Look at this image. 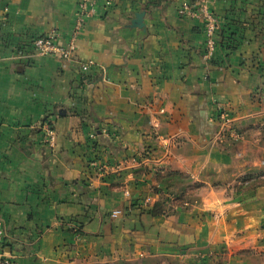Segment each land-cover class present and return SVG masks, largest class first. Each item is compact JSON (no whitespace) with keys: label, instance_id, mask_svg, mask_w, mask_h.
Here are the masks:
<instances>
[{"label":"crops","instance_id":"1","mask_svg":"<svg viewBox=\"0 0 264 264\" xmlns=\"http://www.w3.org/2000/svg\"><path fill=\"white\" fill-rule=\"evenodd\" d=\"M184 1L97 0L65 62L33 41L66 42L78 0H0L11 264H264V185L234 188L264 178V0H213L223 39L210 60ZM218 105L238 139L214 138ZM93 142L102 170L89 174Z\"/></svg>","mask_w":264,"mask_h":264},{"label":"built area","instance_id":"2","mask_svg":"<svg viewBox=\"0 0 264 264\" xmlns=\"http://www.w3.org/2000/svg\"><path fill=\"white\" fill-rule=\"evenodd\" d=\"M97 0H78L77 10L75 12V23L71 31V35L66 42L61 41L58 38V34L51 30L42 36H38L34 39V48L37 55L40 56H57L65 62L73 60V55L77 47L78 36L84 26L86 18L93 13L96 7ZM105 6L112 5L114 0H103ZM213 0H193L192 2L184 1L180 4L177 9L179 16L195 18L198 19L203 28L204 32V53L203 58L205 60H210L215 53L217 47V38L216 30L218 27L217 17L212 10ZM91 62L80 64V69L82 71H87ZM260 100L264 109V92L260 93ZM228 112L223 109L221 105H218L216 108V119L219 121V125L224 126V123L229 120ZM264 115V111H263ZM52 120H46L43 123V132L45 141L48 147L54 148L56 145V130ZM227 124V123H226ZM228 132L232 139H238L240 137V132L237 128L229 126V131L225 130V133ZM231 132V134H230ZM227 135V134H226ZM91 166L95 168V171L102 170V166L99 165L96 161H92ZM120 213V210H114L112 212L113 216H116ZM6 233L3 227V224L0 220V264H11V260L8 255L4 252L3 243Z\"/></svg>","mask_w":264,"mask_h":264},{"label":"trees","instance_id":"3","mask_svg":"<svg viewBox=\"0 0 264 264\" xmlns=\"http://www.w3.org/2000/svg\"><path fill=\"white\" fill-rule=\"evenodd\" d=\"M221 36V35H220ZM218 37L217 38V46H221L222 45V39L221 37ZM224 44V43H223ZM225 45V44H224ZM87 79V77H86ZM46 120H51L48 118H46ZM52 123V122H51ZM53 124V123H52ZM54 125V124H53ZM55 127V126H54ZM90 146L92 147V156L88 158V165H87V172L89 174H92L94 173L95 171V168H93L90 164L92 161H96L98 164L100 163V159L99 157L97 156V152H96V143L93 142L90 144ZM96 153V154H95ZM245 180V179H243ZM243 180H241L242 183H237L234 188L237 192H240V190H247V189H250V188H255L256 186H259V185H264V178L262 177H250V178H246V182H243ZM156 210V209H155ZM157 211V210H156ZM3 245V249H5L6 247V244H5V241L4 243L2 244Z\"/></svg>","mask_w":264,"mask_h":264},{"label":"rangeland","instance_id":"4","mask_svg":"<svg viewBox=\"0 0 264 264\" xmlns=\"http://www.w3.org/2000/svg\"><path fill=\"white\" fill-rule=\"evenodd\" d=\"M223 109H224V107H223ZM225 110V109H224ZM228 120H229V122H231L230 121V118H229V115H228V118H227ZM217 123H218V127H217V130H215V133H214V138H216V139H218V141H219V139L220 140H224L225 138H227V137H229L230 138V135H229V133L228 132H226L225 133V130H227V131H229V126H233L231 123H228V121L227 122H225L224 123V126H222L221 127V125H219V121H216ZM227 123V124H226ZM234 127V126H233ZM236 128V127H235ZM237 130H238V128H237ZM227 134V135H226ZM230 134H231V132H230ZM241 137V136H240ZM232 139V138H231Z\"/></svg>","mask_w":264,"mask_h":264},{"label":"water","instance_id":"5","mask_svg":"<svg viewBox=\"0 0 264 264\" xmlns=\"http://www.w3.org/2000/svg\"><path fill=\"white\" fill-rule=\"evenodd\" d=\"M143 16L144 12H137L135 14V18L132 20V26L134 27H141L143 26Z\"/></svg>","mask_w":264,"mask_h":264}]
</instances>
